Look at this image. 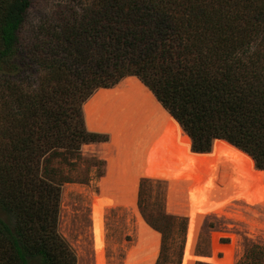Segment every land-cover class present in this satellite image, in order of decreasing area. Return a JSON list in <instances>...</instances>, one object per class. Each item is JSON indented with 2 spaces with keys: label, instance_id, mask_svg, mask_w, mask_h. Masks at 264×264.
I'll return each mask as SVG.
<instances>
[{
  "label": "trees",
  "instance_id": "16d2710c",
  "mask_svg": "<svg viewBox=\"0 0 264 264\" xmlns=\"http://www.w3.org/2000/svg\"><path fill=\"white\" fill-rule=\"evenodd\" d=\"M31 2L0 0V264H77L57 229L73 180L48 162L107 140L86 129L83 105L128 76L194 151L224 139L264 172V0H76L36 41L22 33Z\"/></svg>",
  "mask_w": 264,
  "mask_h": 264
},
{
  "label": "rangeland",
  "instance_id": "374dc122",
  "mask_svg": "<svg viewBox=\"0 0 264 264\" xmlns=\"http://www.w3.org/2000/svg\"><path fill=\"white\" fill-rule=\"evenodd\" d=\"M75 2L76 0H32L22 29L24 38L30 41L40 39V25L54 24L57 14L67 10ZM34 76L35 73L32 77V82L35 83ZM127 93L130 94L131 102L129 101V107H126L122 117H118L122 124L119 130V124L114 127L113 140L111 129H90L84 121L87 130L104 133L107 140L81 145L79 152L75 157L69 158V161L55 157L56 159L48 162L49 167L55 169L56 176L70 177L73 180L61 185L57 229L74 250L77 264H96L91 204L102 191L107 190L114 193L121 202L104 212L103 264H129L131 253H140L142 246L138 245H141V238L147 232L157 245L152 264H181L188 230L183 189L171 191L168 180L142 176L137 171H140L141 161L143 167L147 168L152 164V158L154 163L160 156L167 157L164 153L170 147H174L175 152L179 151L185 146L187 138L178 126H173V121L160 111L156 103L152 102L154 106L148 105L151 98L138 100L133 98L131 92ZM156 101L160 104L157 99ZM160 106L168 113L161 104ZM158 111L160 112L157 113ZM96 112L103 120L112 115L108 112ZM82 113L83 119H86L84 108ZM161 121L167 123L163 128ZM145 145V152L149 156L144 161ZM251 161L257 168L252 157ZM231 174L230 165H220L216 169L210 197L226 200V203L223 211L208 213L201 220L194 246L196 258L193 264H220L218 261L224 257L226 250L231 255V264H245L257 251L262 252L261 261L264 264V201L257 198L247 201L238 196L235 185L231 183ZM144 180L139 200V186ZM155 226L160 227L161 231ZM163 234L167 239L161 250ZM198 255L213 259L204 260L197 258Z\"/></svg>",
  "mask_w": 264,
  "mask_h": 264
},
{
  "label": "bare ground",
  "instance_id": "6f19581e",
  "mask_svg": "<svg viewBox=\"0 0 264 264\" xmlns=\"http://www.w3.org/2000/svg\"><path fill=\"white\" fill-rule=\"evenodd\" d=\"M127 92H131L133 94V98L136 97L138 100L151 98L152 100L147 102L149 106L150 104H153L151 106H154V103L158 104L152 92L146 88V86H144L141 81H138V79L134 76H128L113 89L98 90L83 105L86 113L85 121L88 128L99 129L102 127L111 129V139L113 140L115 138L114 127L116 124H119V130V127L122 124L118 117H122V115L125 113L124 108L128 106L129 101L131 102L130 94ZM158 105L160 106V104ZM160 108V111L164 112L165 115L170 117V119L173 121V126H178L180 130L187 136V142L185 143V146L177 152H175L174 147H170L169 150L164 153V155H167L165 158L160 156L154 161V163L152 158V164L147 168L143 167L141 161L139 164L140 171H137L138 169L136 171L142 176H150L168 180L171 191H174L178 188L183 189L186 200V205H184L187 206L186 212L188 213V230L181 264H193V261L196 258L194 246L201 220L208 213L219 212L222 210L226 203V200H215L210 197V191L213 189L215 183V173L217 167L224 164L230 165L232 171L231 183L235 185L237 195L247 201L252 198H257L258 200L264 201V172L252 165L253 162L251 161L250 156H248L245 152L223 140H214L212 149L210 151L194 152L190 148V138L184 132V130H182L180 124L167 112H165L161 106ZM96 111H100L102 113L108 112L112 115L103 120ZM161 122L162 128L167 125L166 122ZM145 148L146 145L144 146L143 152L144 161L146 160L147 156H149L145 152ZM172 154H174V156ZM137 174L138 173H136V175ZM136 179L137 178L135 176L134 180ZM130 184H128L129 187ZM120 202L121 201H118L114 193L108 192L106 190L102 191L99 197L91 204V214L94 220L92 239L96 253V264H103V247L105 241L104 212L107 208L115 206ZM141 239L143 242L141 241V245L138 246H142V249L138 254L133 253L132 251L134 250L131 251L132 253L130 257L132 258L129 264L153 263L157 250L156 241L150 237L149 232L145 233ZM144 243L145 246H143ZM229 254L230 253L226 250L224 257L217 261L220 264H231V255L229 256ZM197 258L204 260L213 259L212 257H206L202 255H198Z\"/></svg>",
  "mask_w": 264,
  "mask_h": 264
},
{
  "label": "water",
  "instance_id": "95a60500",
  "mask_svg": "<svg viewBox=\"0 0 264 264\" xmlns=\"http://www.w3.org/2000/svg\"><path fill=\"white\" fill-rule=\"evenodd\" d=\"M168 114L174 119V120H176L169 112H168ZM177 121V120H176ZM178 122V121H177ZM179 123V122H178ZM214 140H223V141H226V140H224V139H219V138H215ZM226 142H228V141H226ZM231 144V143H230ZM233 145V144H232ZM235 146V145H234ZM238 148V147H237ZM192 149V148H191ZM240 149V148H239ZM193 150V149H192ZM240 150H242V149H240ZM243 151V150H242ZM194 152H197V151H194ZM243 152H245V151H243ZM246 153V152H245ZM248 156H250L248 153H246ZM251 158V157H250Z\"/></svg>",
  "mask_w": 264,
  "mask_h": 264
}]
</instances>
